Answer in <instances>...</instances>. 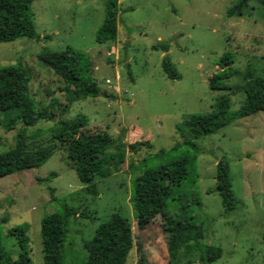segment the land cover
Instances as JSON below:
<instances>
[{
    "label": "rangeland",
    "instance_id": "1",
    "mask_svg": "<svg viewBox=\"0 0 264 264\" xmlns=\"http://www.w3.org/2000/svg\"><path fill=\"white\" fill-rule=\"evenodd\" d=\"M107 1L36 0L30 12L39 37L0 43V68L18 65L28 71L37 110H53L57 119L86 117L88 129L121 138L127 151L121 171L103 177L104 162L99 166L102 177L91 185L80 180L66 149L54 140L56 121L41 120L32 127L18 121L14 129L0 125V153L12 148L21 132L30 149L56 145L41 167L0 179V229L7 264H15L20 254L18 240L10 233L16 226L25 227L30 237L33 263L44 264L41 220L64 211L65 205L89 218L70 219L64 264L87 261L84 240L92 239L115 214L133 226L134 246L127 264H206L209 246L222 249L221 258L212 264H264V112L237 118L198 139L186 125L191 115L215 111L224 95L231 98L230 112L238 111L246 101L243 85L250 78H264V0H247L241 17H229L228 11L242 0H117L118 37L100 44L96 36ZM68 48L90 57L87 73L100 88L98 97L73 99L64 90L65 82L40 59ZM228 53L233 56L230 89L212 90L210 78L221 72L220 61ZM166 54L181 79L165 74ZM186 156L194 166L167 212L175 218L193 217L204 236L196 250L182 249L173 258L164 218L158 215L140 228L131 199L134 181L145 169ZM223 157L230 164L237 199L233 211L224 208L217 192V164ZM47 177L48 181H38ZM183 206L188 207L186 214Z\"/></svg>",
    "mask_w": 264,
    "mask_h": 264
},
{
    "label": "trees",
    "instance_id": "2",
    "mask_svg": "<svg viewBox=\"0 0 264 264\" xmlns=\"http://www.w3.org/2000/svg\"><path fill=\"white\" fill-rule=\"evenodd\" d=\"M36 0H0V43L13 42L21 37H39L30 7ZM247 0H242L228 11V16H243ZM117 0H108L105 4L106 16L98 29L96 40L100 44L116 40L119 28V6ZM166 44L162 46L167 52ZM40 59L51 68L66 84L64 90L73 99L98 97L101 93L97 82L88 71H91V59L85 53L68 48L62 52H48ZM233 56L225 54L220 61L221 72L210 78L212 90H229L228 80L233 75L231 65ZM163 68L168 78L181 79L169 54L164 56ZM30 77L28 71L18 65L0 68V125L14 129L17 122L27 127L35 126L39 121H56L57 133L54 140L66 149L72 168L78 173L81 181L87 184L102 177L99 166L106 163L107 170L103 177L119 172L126 161V147L121 138L110 134L88 129L89 120L78 117L73 120L57 119L53 110H37L29 92ZM246 101L236 112L231 113V98L228 95L218 99L217 109L210 114L191 115L186 125L193 138H202L235 121L237 118L264 112V78H250L244 85ZM56 145L40 146L30 149L28 137L21 132L16 144L0 153V179L12 174L30 171L44 165L54 154ZM194 166L189 156L158 168H147L134 181L132 196L133 208L138 226L144 228L146 223L156 216L164 218L163 231L169 236V254L177 258L182 249L192 252L199 247L203 239V227L193 217L187 215L175 218L167 212L170 200H174L177 189L189 178ZM38 178L39 182L48 181ZM217 192L222 198L223 206L228 211L237 207L233 191L230 164L223 157L217 164ZM91 184V185H92ZM53 199L54 189H51ZM181 198V197H179ZM186 206L182 207L187 213ZM80 215L75 207L65 205L64 211L45 215L41 220L44 264H64V245L72 217ZM10 233L18 240L20 254L15 264H34L30 256V237L25 227L16 226ZM88 252V259L77 264H127L134 246V231L130 221L115 214L108 222L102 223L92 239L83 242ZM206 264H212L222 256L220 247L209 246L206 249ZM0 264H7L0 229ZM140 264H145L141 260Z\"/></svg>",
    "mask_w": 264,
    "mask_h": 264
},
{
    "label": "built area",
    "instance_id": "3",
    "mask_svg": "<svg viewBox=\"0 0 264 264\" xmlns=\"http://www.w3.org/2000/svg\"><path fill=\"white\" fill-rule=\"evenodd\" d=\"M110 54H111V53H110ZM106 82H107V84H111V80H107Z\"/></svg>",
    "mask_w": 264,
    "mask_h": 264
}]
</instances>
